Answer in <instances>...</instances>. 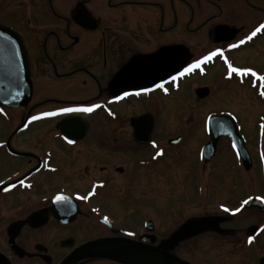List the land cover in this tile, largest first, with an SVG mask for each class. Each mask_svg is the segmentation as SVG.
Returning a JSON list of instances; mask_svg holds the SVG:
<instances>
[{"label":"flooded vegetation","instance_id":"flooded-vegetation-1","mask_svg":"<svg viewBox=\"0 0 264 264\" xmlns=\"http://www.w3.org/2000/svg\"><path fill=\"white\" fill-rule=\"evenodd\" d=\"M184 6H193L191 19ZM261 24L264 0H0V25L22 39L33 83L27 107L0 106V264H264V81L259 79L264 65L242 61L264 50V31L239 44ZM217 49L223 55L178 75ZM162 50L174 55L172 73L152 86L121 84L128 79L119 75L132 61ZM228 63L256 75L229 77ZM143 72L128 76L135 80ZM159 83L168 92L156 88ZM76 87L95 95L57 101L49 94ZM183 93L194 105H213L202 111L203 170L225 143L231 164L252 187L260 184L261 190L245 193L236 206H219L221 216L212 211L185 217L179 197L169 201L167 192L149 190L158 178L152 170L184 142L179 134L184 129L177 126ZM92 104L101 107L60 111ZM164 113L173 126L158 132ZM214 115L234 118L244 158L229 136L218 140L211 159L204 158L212 139L208 119ZM139 118L146 120L136 129L132 121ZM65 119L69 138L58 129ZM43 123L49 127L35 143V125ZM103 123L110 125L113 142H104ZM168 133L176 136L167 138ZM48 137L54 142L44 145ZM58 195L68 200L57 202ZM173 199L179 200L176 206ZM232 246L239 247L238 254H231Z\"/></svg>","mask_w":264,"mask_h":264},{"label":"rangeland","instance_id":"rangeland-1","mask_svg":"<svg viewBox=\"0 0 264 264\" xmlns=\"http://www.w3.org/2000/svg\"><path fill=\"white\" fill-rule=\"evenodd\" d=\"M193 6H184L186 18H192ZM203 10V7L201 8ZM189 19V21H190ZM195 25L192 26L191 30H194ZM187 33H189L187 31ZM191 38V34L189 39ZM246 55L243 57V59ZM246 64L256 65L258 68L264 65V50H257L254 53H249L246 60H242ZM49 94H53L52 100L57 101H85L92 98L95 93L91 91H85L76 87L75 89H64L61 91L54 92L49 91ZM183 95V96H182ZM179 97L183 99V107L178 111L177 126L184 129L182 134L184 136V142L176 149L169 150L167 159L152 170V175L157 176L154 178L150 191L157 193L159 191L167 192L164 196L179 197L183 207V215L189 216H207L212 211H215L217 216H221V207L236 206L237 201L240 197H243L245 193L249 194L250 190L257 191L261 190L260 184H256L255 188L252 187L249 181L244 178L241 171L231 163L233 160L227 153L228 147L225 143L221 145L220 152L217 158L210 164H207L203 170V167L199 161V153L201 146L205 143L207 138L204 137L203 126H204V113L209 105V111L214 110L210 103L207 108L205 104L194 105V101L188 100V93H183ZM225 95H221L219 98H223ZM179 103H174V105ZM52 107V106H48ZM170 107V106H169ZM205 107V109H204ZM243 107V106H241ZM223 110L225 108L219 107ZM217 109V108H215ZM240 110V108H237ZM201 110V111H200ZM203 111V112H202ZM244 112V111H242ZM241 112V113H242ZM173 114H176L174 111ZM171 116L168 113L161 114L159 116L157 126L158 132H161L165 128H170L173 123L170 121ZM243 121V119L240 118ZM105 122V121H104ZM104 129V142H113V135L108 133L110 125L103 123ZM48 123L36 124L35 125V143L37 139L44 137V131L48 128ZM105 127V128H104ZM94 133L96 131H93ZM176 134L168 133L167 138H173ZM166 137V135L164 136ZM122 139V137H121ZM54 140L50 137L45 138L44 145L53 143ZM227 149V150H226ZM151 153V152H150ZM229 158V159H228ZM161 162V161H160ZM249 178L252 179L256 176V173H249ZM253 176V177H252ZM153 194V197H155ZM243 195V196H242ZM158 196V194H157ZM156 201H163L165 199H155ZM179 200L173 199V206L177 205ZM179 205V204H178ZM160 206V205H159ZM158 208V206H155ZM250 224V222H248ZM201 245L202 243L199 242ZM239 247L232 246L231 254H238ZM225 252L229 253V247L225 248ZM224 254V252H222Z\"/></svg>","mask_w":264,"mask_h":264},{"label":"water","instance_id":"water-1","mask_svg":"<svg viewBox=\"0 0 264 264\" xmlns=\"http://www.w3.org/2000/svg\"><path fill=\"white\" fill-rule=\"evenodd\" d=\"M141 68L144 71L142 76L135 80L128 76L129 73H133L135 70L141 71ZM174 69H176V61L173 53L162 50L151 56L135 59L122 70L119 78L123 79L127 75L128 80H121V84L125 83L124 85L133 87L152 86L161 78L172 73ZM204 91L206 90L203 89L202 93H205ZM32 93L33 83L23 41L14 30L0 25V106L12 108L27 107L31 101ZM145 120V118L134 119L132 125L138 129L141 126V122ZM68 121L65 119L58 125V129L66 138H69L65 131L69 125ZM152 125V122L149 123L148 131L145 133L146 137L150 135ZM76 126V124H73V127ZM208 129L212 139L203 149V156L206 160L214 156L218 140L225 136L232 138L234 149L239 156H244L246 149L233 117L229 115H214L208 120ZM135 137L139 139L140 130L135 131ZM139 141L141 140L139 139ZM79 254H82L81 251Z\"/></svg>","mask_w":264,"mask_h":264},{"label":"snow or ice","instance_id":"snow-or-ice-1","mask_svg":"<svg viewBox=\"0 0 264 264\" xmlns=\"http://www.w3.org/2000/svg\"><path fill=\"white\" fill-rule=\"evenodd\" d=\"M261 31H264V24H261L259 27H257L255 29V31H253L249 36H247L245 38V40H241L239 42V44H244L246 41L251 40L253 37H255L257 35V33H260ZM238 46H239L238 44L229 45V47H231V48H235V47H238ZM217 55H223L222 50L217 49L216 51L210 52L208 55L204 56L202 59L197 60V61L189 64L187 67H184L183 70L178 73V75L179 76H184L186 73H191V72H193L196 69H200L201 68V65L204 64L205 61H209V60H211L213 57H215ZM224 59L227 62V57L226 56L224 57ZM228 69H229V71H228L229 77H231L233 73H239L241 75H244V74H251L253 76L256 75V73L253 72L252 69H250V68L233 67L231 63H228ZM176 79H177V76H172L171 77V81L172 82H175ZM259 79L261 81H264V76H260ZM155 87L163 90L164 92H168V88L165 86V83L156 84ZM152 90L153 89H143V91H146V92L152 91ZM127 95H129V93L125 92L124 93V96H127ZM136 95H140V92H136ZM261 95H264V92H261ZM120 98L121 97H117V99H120ZM99 107H101L100 104H92L90 107H83V108H63L60 111L65 112V113H70V112H91L95 108H99ZM53 114L54 113H44V115H53ZM33 119H35V117H33ZM162 154H163V150L161 149L157 153V155H162ZM20 183L23 184L24 181H20ZM80 199H88V196H82V197H80ZM56 200H57V202L67 201L68 200V197H66L64 195H58V196H56ZM248 203H249L248 200L243 201V204H245V205L248 204ZM236 211H240V209H236ZM105 219H107V218H105ZM251 242H252V239L250 238L249 239V243H251Z\"/></svg>","mask_w":264,"mask_h":264}]
</instances>
